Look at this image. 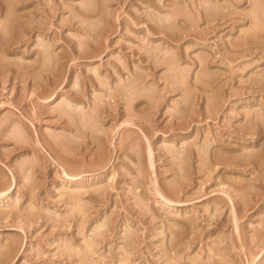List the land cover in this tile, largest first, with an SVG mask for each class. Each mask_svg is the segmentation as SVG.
<instances>
[{"label":"rangeland","instance_id":"1","mask_svg":"<svg viewBox=\"0 0 264 264\" xmlns=\"http://www.w3.org/2000/svg\"><path fill=\"white\" fill-rule=\"evenodd\" d=\"M0 264H264V0H0Z\"/></svg>","mask_w":264,"mask_h":264}]
</instances>
